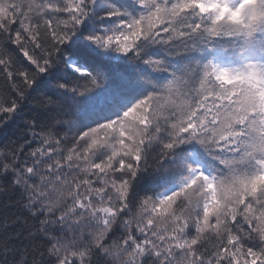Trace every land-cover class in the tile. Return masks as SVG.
I'll use <instances>...</instances> for the list:
<instances>
[{"label": "snow or ice", "instance_id": "6c2138e0", "mask_svg": "<svg viewBox=\"0 0 264 264\" xmlns=\"http://www.w3.org/2000/svg\"><path fill=\"white\" fill-rule=\"evenodd\" d=\"M0 264H264V0H0Z\"/></svg>", "mask_w": 264, "mask_h": 264}, {"label": "trees", "instance_id": "16d2710c", "mask_svg": "<svg viewBox=\"0 0 264 264\" xmlns=\"http://www.w3.org/2000/svg\"><path fill=\"white\" fill-rule=\"evenodd\" d=\"M0 83H2V82H0ZM7 141L5 140V141H2V143H6ZM2 143H0V146H2Z\"/></svg>", "mask_w": 264, "mask_h": 264}]
</instances>
